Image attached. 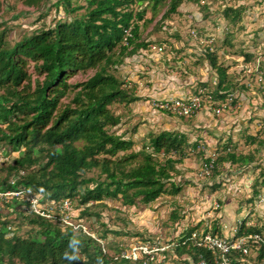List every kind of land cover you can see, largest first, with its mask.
Segmentation results:
<instances>
[{
    "label": "trees",
    "instance_id": "obj_1",
    "mask_svg": "<svg viewBox=\"0 0 264 264\" xmlns=\"http://www.w3.org/2000/svg\"><path fill=\"white\" fill-rule=\"evenodd\" d=\"M16 1L39 8L49 0ZM184 1L58 0L56 6L71 18L40 26L14 43L8 38V27L3 28L4 21H0V152L7 157L0 166V191L31 189L46 200H77L79 206H85L82 215L92 216L99 213L91 211L89 205L106 199L135 206L179 194L184 186L175 181L178 166L192 153L201 156L202 166L213 164L210 169L214 177L226 163L240 165L256 160L251 152L239 154L231 139L222 145L223 154L206 156L205 144L179 130L151 132L138 150L133 137L114 130L123 116L112 106L129 107L140 99L117 71L127 58L150 45L141 30L147 13V6H142L148 3L155 9L169 2L168 17L177 13ZM189 1L202 4L204 0ZM5 3L10 0H0V17ZM245 11L244 4L228 5L223 16L229 23L239 24ZM205 53L204 59L217 73L212 97L226 100L236 89L229 66L219 61L212 46ZM244 55L247 60L253 58L251 53ZM90 71L94 73L88 78L72 80ZM241 88L250 89L247 84ZM196 94L201 95L198 90ZM246 137L253 144L259 138ZM260 177L253 183L250 202L260 195L264 171ZM0 200L21 204L17 198ZM23 216L38 227L35 236L9 235L10 222L2 220L0 214V264H142L120 257L122 246L117 247L118 254H110L82 228L24 212ZM179 218L175 210L172 219ZM248 219L246 215L241 220L239 235L264 234V218L252 226H247ZM108 231L99 237L106 238ZM196 231L200 235L208 231L223 235L219 220L211 228H202L201 222L189 226L172 242L174 257L181 264H218L216 254L199 245V236L193 237ZM258 259L264 262L263 249Z\"/></svg>",
    "mask_w": 264,
    "mask_h": 264
},
{
    "label": "rangeland",
    "instance_id": "obj_2",
    "mask_svg": "<svg viewBox=\"0 0 264 264\" xmlns=\"http://www.w3.org/2000/svg\"><path fill=\"white\" fill-rule=\"evenodd\" d=\"M57 1L49 0L39 8L16 0L5 3L0 21H4L3 28L9 29V40L14 43L40 26H51L59 19L71 18L62 7L56 6ZM241 4L246 6L243 21L229 23L223 10L228 5ZM145 6L147 13L141 30L143 39L150 45L127 58L117 71L140 99L129 107L112 106L123 116L122 123L114 130L133 137L136 150L151 132L184 131L192 140L198 138L205 144L206 156L223 154L222 145L231 139L239 154L251 152L256 160L240 165L226 163L220 166L221 173L214 177L211 170L204 172L201 156L192 153L178 166L179 173L175 176L176 183L184 186L183 190L177 195H164L148 205L125 206L120 200L106 199L89 205L90 210L99 215L83 216L85 206H79L74 200L72 220L84 224L97 237L109 230L107 237L102 239L107 252L114 255L119 252L118 246L123 248L140 241L172 243L181 231L199 222L203 228L215 220L222 224L226 217L227 224L222 226L231 228L246 215L256 222L264 218V209L262 213L254 208L259 197L249 201L254 196L253 183L264 171V90L260 81L261 73L264 77V0H204L202 4L185 0L179 11L168 17L169 2L155 9L148 3L142 7ZM227 40L230 41L227 43ZM208 46H212L220 62L229 66L230 77L236 83V89L231 90L226 100L212 97L217 73L204 59ZM247 52L253 55L251 60L244 55ZM93 73L79 74L72 80L81 81ZM205 82L208 85L202 86ZM243 84L250 89L243 90ZM197 90L203 98V108L191 117L162 114L154 107L155 100L196 94ZM172 118L177 120L174 122ZM194 122L199 126L183 128ZM133 128H137L136 132ZM247 135H256L262 143H249ZM260 190L262 193L264 186ZM218 202L221 207L216 208ZM175 210L180 216L177 221L172 219ZM0 214L2 220L10 222L12 232L9 235H36L38 227L28 222L20 206L0 200ZM258 254L259 249L254 246L243 264H264L260 263ZM158 261L159 264H181L172 248L158 255Z\"/></svg>",
    "mask_w": 264,
    "mask_h": 264
},
{
    "label": "built area",
    "instance_id": "obj_3",
    "mask_svg": "<svg viewBox=\"0 0 264 264\" xmlns=\"http://www.w3.org/2000/svg\"><path fill=\"white\" fill-rule=\"evenodd\" d=\"M196 36V33H194ZM260 81L263 83L264 77L261 73ZM154 107L162 112L171 113L180 117H191L203 108V98L198 94H188L176 98H164L154 101ZM7 160V157L0 152V166ZM213 167L211 163L204 167V172H210ZM0 198H6L11 201L12 198L21 200L20 208L24 213L40 216L46 219L60 222L63 226H72L75 229L82 228L86 233L99 240L105 251V241L88 231L84 224H76L72 220L73 201L70 199L58 202L55 200H46L41 193H36L31 189H10L0 191ZM264 203V190L259 195L258 204ZM221 204L216 203V208ZM242 220V219H241ZM240 224L231 228L225 225L227 233L224 235L213 234L211 231L200 235L198 231L193 233V237L199 236V245L205 246L216 254L218 264H243L250 256L251 250L256 246L259 250H264V234L252 232L239 235ZM247 226L256 225L257 222L252 219L246 222ZM223 227V229H225ZM174 243L164 244L160 240H147L129 244L120 251V257L132 261L142 262V264H159L158 255L164 254L172 248ZM238 254L239 256H237ZM191 264H207L205 261Z\"/></svg>",
    "mask_w": 264,
    "mask_h": 264
},
{
    "label": "crops",
    "instance_id": "obj_4",
    "mask_svg": "<svg viewBox=\"0 0 264 264\" xmlns=\"http://www.w3.org/2000/svg\"><path fill=\"white\" fill-rule=\"evenodd\" d=\"M185 95H188L187 93H185V94H181L179 97H181V96H185ZM157 110V109H156ZM158 112H160V113H162V114H167V115H172L173 116V114H169V113H167V112H162V111H160V110H157ZM172 120H174V122L177 120V119H173L172 118ZM190 126V129H191V127L192 126H199L198 125V123H196V122H194V123H192L191 125H188V124H185V125H183V128H188ZM177 127H174V129H176ZM193 129V128H192ZM168 130H171V129H168ZM184 132V131H183ZM187 133V132H186ZM189 134V133H188ZM190 135V134H189ZM196 139H198V138H196ZM206 141L208 142V143H210L209 142V140L208 139H206ZM251 207H253V205L251 206ZM246 209H247V207H245ZM254 208H256V210H260V212H262L263 213V209H264V203H262V204H256L255 205V207ZM239 211H241V210H239ZM225 216V215H224ZM244 218V217H243ZM249 220H252V219H248V221ZM255 220V219H254ZM223 223L224 224H227V219H226V217H224V222H222V224H221V222H220V227H221V231H222V233H223V235L224 234H226L227 233V231H225V229H223ZM211 226H212V224H209V225H207V226H205V227H208V228H211Z\"/></svg>",
    "mask_w": 264,
    "mask_h": 264
},
{
    "label": "clouds",
    "instance_id": "obj_5",
    "mask_svg": "<svg viewBox=\"0 0 264 264\" xmlns=\"http://www.w3.org/2000/svg\"><path fill=\"white\" fill-rule=\"evenodd\" d=\"M66 258H68V259H73V257H66Z\"/></svg>",
    "mask_w": 264,
    "mask_h": 264
}]
</instances>
